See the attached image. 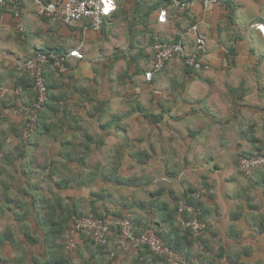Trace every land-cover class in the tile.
<instances>
[{"label": "trees", "instance_id": "trees-1", "mask_svg": "<svg viewBox=\"0 0 264 264\" xmlns=\"http://www.w3.org/2000/svg\"><path fill=\"white\" fill-rule=\"evenodd\" d=\"M184 1L189 5L187 11L183 13L186 14L190 8V2L186 0ZM226 1L227 0L223 2ZM121 3L122 4L119 8L122 11L126 9L128 5L125 1H122ZM160 7L172 8L171 0H167L162 3L161 6L159 4L151 6L148 15L156 9H158L157 11L159 12V10L162 9ZM26 10L27 8L25 10L22 9L23 15ZM174 11L176 12V10ZM158 12L156 22L160 23L158 21ZM177 15L181 14L178 13ZM41 19L48 21V19ZM127 20H129V32L131 34L135 33L136 31L131 23L132 21L130 16L126 17L125 21ZM105 25L106 22L100 31L105 29ZM144 26H147V23H145ZM257 26L259 25L257 24ZM82 27L84 29L83 25ZM228 29L227 31H230L231 35L236 36L233 37V40L227 39V41H225V44H227V50L225 52L226 55L224 54V56L230 59L232 66L236 67L238 66L239 48L246 46L244 44L245 38L240 35V31H236L231 27ZM255 29L257 28L255 27ZM16 32L18 34V38L21 39L22 34L18 31ZM221 33L222 32L219 34L221 35ZM220 35L219 37H221ZM156 41L171 43L182 42L183 44L189 46V48H193L192 45L195 44L193 39L186 41L180 36H176V38L172 40H165L156 36H151L146 48L150 47ZM237 43L238 46L236 47ZM38 52L65 53L58 49L47 48L35 51L31 57L35 56ZM250 53L251 55L254 54V56H257L255 55L256 50L254 48L251 49ZM180 60H182L187 73H190L191 71H198L186 66L183 59ZM251 60V63L255 64V66L257 64V66L263 65L264 54H262L259 58L257 57L255 60L251 57ZM170 62H167L165 66ZM47 68L45 69L47 100L44 103L43 110L39 113L35 128L27 139H24V134L27 132L25 121L20 115L16 114V108L17 101L19 99L26 105H32L36 101L37 96L33 91V79L27 74L20 72V74H22V78L19 83L20 85H16L15 89L12 91L14 101L10 106V111L21 118L20 129L16 128V130H14L16 139L20 142V147L24 146L25 149H29L28 151L33 150L32 147L34 146V140L39 138L40 132H43L44 127L41 126L45 118L43 115L45 112L49 111L48 108L51 103L50 99L53 98L51 97V91L53 88H56L46 77ZM253 71H256V69L252 68L251 72ZM159 72L153 75L151 81H147L145 79L150 87L154 88L153 83L155 82L156 75ZM143 73L145 75L146 71L138 66L135 68V73L130 76V79L133 80L134 76H139ZM61 75L64 74L61 73ZM262 80L264 79L259 73V75L256 76V84L259 91L257 93L258 99L256 102H251L244 96L243 104L241 105L242 107L233 109L234 114L232 115V118L224 121L223 123H219L220 119H218L216 115H208L206 108L204 113H202L199 108H190L188 116L184 115L183 117L180 116V118H178V114H175L173 117L171 115L174 110L172 109L173 105L170 100L166 99L157 102L158 100L155 98L157 96L153 94L154 96H150L149 102L146 103V105L145 103H142L138 97H136L135 100L132 101V106L134 108L133 111H136V113L139 114L140 119L150 120L151 123L153 119L154 122L150 126H142L139 135L135 140H131L129 137L120 134L119 124L113 120V116L109 113V104H104L103 101L96 100L93 102L91 104L92 109L84 110L82 116H71V114H67L65 117V112H63V117L65 119L68 117L67 119H69L65 128H63V126L59 123H51L49 126L45 125L49 134H51L45 145L47 147L52 143L60 146L59 156L56 158H51L50 155L46 156L45 163L42 164V166L39 165L42 169L33 173V175L29 177L27 186L21 190V196L17 197L16 200L11 201L12 205L9 204V209L14 214L16 213L20 218L23 217V219H21L23 221L21 222L24 229L23 231L25 235L31 239V243H39L42 241L39 236L30 237L29 235L30 224L27 221L29 219H36V225L41 231H44L45 234L43 243L46 245L47 250H50V257L46 260V264L51 262L55 264H75L73 262L72 255H75V253L77 255L78 251L76 250L78 248L80 249L83 245H86L88 248L95 244L93 240L83 234L81 236L83 243L80 244L76 250L72 251L68 249V231L72 223L75 219L85 217V215H82L80 212L82 203H85L86 206L90 207L89 215H93L95 217H111L117 219L124 217L129 218L136 228L135 233L137 235L142 234L146 230H154L161 238H163L168 247L172 248L179 255H181V257L189 264H208L206 263L207 258H210L211 261L214 259V256L216 259L218 258L217 260L219 261L221 259L224 260V262L221 261V264H264V259L262 257L256 258L253 256V243H264V165H261L252 171L250 176L252 174L253 175L251 177V181H248V184L246 183L247 186H243L242 182L239 180L237 183L233 180L232 182H228L234 185L233 191L235 193V197L233 199L237 201L236 207L230 209L229 214L226 215L228 221L232 222L234 225L238 224L245 226V228L252 229L253 231L250 237L244 238L240 231L232 227V230H230L231 234L229 236L232 241V244L230 243L231 247L225 250L224 244L221 245L222 241L219 240L218 243L221 246L220 251H218L216 255L214 252L215 250L212 248L213 241L208 236L210 235V229L212 226L211 219L208 217V213H210L209 209L210 211L212 209V207H209V202H211L215 197L213 186H207L209 194L207 195L208 199L206 200L196 195L201 190L190 189L188 193L184 192L183 194L179 191L173 192V189L175 188L173 183L175 182V178L180 175L177 171H179L181 165L185 168L201 169V158H203V156L207 157V154L209 153V158H207L208 160L206 159V166L208 167L207 172H212L213 169L218 170L217 166L213 169L208 166V162L216 158L213 157V154L210 155V152L207 151L210 150L207 143L210 142V140L217 139L218 136L220 137V134L223 138L230 137L229 132L231 131L232 125H237L241 130L242 135H245L251 143L258 145L259 151H261V148L264 150V83H262ZM119 81L120 83L125 82L121 77L119 78ZM133 84L134 82L130 85V88ZM19 88H21L22 91L20 94H17L16 90ZM242 89H244L246 93L249 92V87L243 86ZM240 92L244 95L243 91ZM153 104H155L156 108H153ZM57 112L61 113L60 111ZM57 112H52L53 117L57 116ZM129 113L131 114V112H128V114ZM168 114H170V119L168 118L164 123V116ZM201 116H204V119L207 121L200 122L198 119ZM242 126H244V128H242ZM215 127L222 129L223 132L218 133L215 130ZM109 137L116 139V144H108ZM0 147H5V144L1 141ZM202 147L206 149L202 150ZM194 151H197V153L193 154ZM21 153L22 156L25 154L24 151H21ZM253 156H264V151H261L259 154L249 153L244 155V157L247 158ZM9 159L11 158L6 160L1 158L0 165L1 162L4 161L8 163ZM10 161L14 162L13 159ZM215 163L216 165H219V160H215ZM84 166L87 170L80 172L78 169L83 168ZM133 167H140L141 174L138 175L136 173H132L130 170ZM128 171L129 174H127ZM242 173L247 175L243 170ZM165 177L167 178L166 182L168 183L166 189L161 187L163 185L162 180H166ZM202 181V185L205 184L206 186L207 176H203ZM135 182H138L140 187H148L149 190L142 193L154 198L152 203L151 200L146 202L151 203L150 208L153 207L156 211L158 210L157 215H155L151 221L146 222L143 227H139L141 224H144L143 221L139 224L132 216L129 215L131 208L134 207L132 206L133 204H126L131 198L129 193L131 194L130 190ZM100 183L104 184V186L96 189V191H92L89 199L85 200V197L83 198L80 194L75 196L76 193H79L80 189H94V187L99 186ZM45 189L51 192V197L44 196ZM70 193L75 194L70 196ZM166 193L167 195H165ZM177 193H180L182 197ZM72 198H74L75 201L73 205H69L68 202L69 200L71 201ZM165 198H170L171 201H169L170 199L166 200ZM100 199H106L110 203L114 204L120 202L121 208L119 211H108L106 208L101 211L98 207ZM155 202H159L160 204H155ZM183 203L200 211L198 218L204 222L205 228L198 237H193L190 229L183 225L182 219L188 221L193 218V213L186 211L183 213L180 212V205ZM148 207L149 205H145V209H148ZM18 210L22 212V215L20 213L18 215ZM40 217L45 218H43L42 221L39 220ZM161 222L166 228L168 226H172L174 228L173 231L170 232L171 234L168 233V229L166 231V228L165 230L159 228V225L161 226ZM111 228L113 230V236L109 238L108 244L114 243V250L112 252L115 253V256L113 258L110 257V260L111 264H119L118 254L120 253L115 251V240L118 238V230L115 225H112ZM174 234H176V236ZM56 238L57 240H55ZM246 241L250 244L242 246V243ZM197 245L203 246L202 249L204 251H200L196 257V254L192 255L191 249ZM136 254L137 258L134 264H157L159 257H162L155 255L148 248H142L136 252ZM69 255L71 256L69 257ZM146 258H149L150 262H148ZM162 258L167 263L165 258ZM89 259L90 261L87 260L89 264H97V257L95 254L91 256L89 255ZM83 262L84 261L80 264H83Z\"/></svg>", "mask_w": 264, "mask_h": 264}, {"label": "crops", "instance_id": "crops-1", "mask_svg": "<svg viewBox=\"0 0 264 264\" xmlns=\"http://www.w3.org/2000/svg\"><path fill=\"white\" fill-rule=\"evenodd\" d=\"M122 1H125L128 6L121 11L119 6L122 4ZM166 1L116 0L117 10L107 19L103 31L85 30L80 23L67 28L56 21H44L26 10L23 15L25 27L24 40L18 38L14 20L9 12L0 10V21L3 24V30L0 33V141L5 144V147H0V159L4 158L6 160L11 158L14 160L13 162L9 159L8 163L4 161L0 165V264H46V260L50 257V250L48 251L46 245L43 243L44 231H41L36 225V219H29L27 221L30 224H28L30 227L29 235L30 237L39 236L42 241L31 243V239L23 231L21 223L23 222L21 220L23 217L20 218L9 209L11 201L21 196V190L27 186L29 177L42 169L39 165L42 166L45 163L46 156L50 155L51 158L59 156L60 146L52 143L47 147L45 145L48 137L51 136L45 125L49 126L51 123H59L65 128L69 119H67L68 117L66 119L63 117V112H65V117L67 114L82 116L84 110L92 109L91 104L99 100L103 101L104 104H109V113L113 116V120L119 124L121 135L127 136L129 127L134 128L139 123H143V126H150L154 120L152 119L151 123L150 120L140 119L139 114L133 111L132 101L138 97L143 103L144 92L147 91L149 92L148 94H154L155 90L148 85L144 73L134 76L133 80L130 79V76L135 73V68L138 66L144 71H148L151 68L152 53L149 47L146 48L151 36L165 40H172L176 36H180L182 39L190 41L193 39L188 33L190 26L197 25L199 30H201L202 25H205L209 28L213 40L218 41L219 33L222 32L220 35L222 36L223 31H225L222 30L221 25H225L227 29L231 27L241 32L243 29L240 26L239 18H241L242 23V18L247 15L250 16L249 23L255 19L250 24L251 29L255 30L257 24L264 27V0H227L216 5L210 11H204L199 0H186L190 2V8L186 14L177 15L178 13L168 7L165 8L169 14L167 23H157L158 9L149 15L148 12H150L151 6L156 4L161 6ZM252 14H256V16L252 18ZM129 16L137 34L136 32L132 34L129 32V20L125 21L126 17ZM145 23H147L148 27L144 26ZM215 30H217V36H214L213 31ZM258 37L264 43V37L261 35ZM109 45L113 46V50L111 53H105L107 46L110 47ZM47 48L58 49L65 53L79 50L84 58L82 60L70 58L67 65L68 71L63 73L64 75H61L53 67L49 66L47 68L46 77L56 88H53L51 91V97L53 98L50 99L49 111L43 115L45 116L44 122L41 125L44 127L43 132H40L39 138L34 140L33 150L28 151L29 149H25L24 146L20 147V142L16 139L14 130L16 128L20 129L21 118L10 111V106L14 101L12 91L16 85H20V79L22 78L21 71L18 70L19 63L31 57L35 51ZM218 54L217 52L209 55V62L215 64L216 61L215 65H217L220 62L218 61L220 60ZM119 68L125 69V72L117 74ZM120 77L124 79V83H120ZM156 80L153 83L154 87L157 85ZM133 82L134 86L132 85L130 88ZM154 107L156 108L155 104H153ZM52 112H57V116L53 117ZM128 112H131V114H128ZM21 151L25 152L23 156ZM195 153L197 151L193 152V154ZM78 170L84 172L87 169L84 166ZM131 172L140 175L141 169L140 167H133ZM102 186L104 184L100 183L94 189L82 188L79 190V193L73 194L75 196L80 194L87 200L92 191H96V189ZM132 186L130 190L131 198L126 204H133L132 206L134 207L131 208L129 215L139 224L143 221L144 224L139 226L143 227L146 222L154 218L150 210V204L154 198L142 193L149 190L147 186L140 187L138 182L133 183ZM233 189L234 185L228 183V193H233ZM44 192V196L51 197L49 190L45 189ZM73 194L70 193L69 195L73 196ZM226 195L225 197L223 196L222 202L218 201V197H216L215 203L213 201L209 202V207H212V209L211 211L209 209L210 213H208V217L211 219L212 226L210 229L211 236H208L213 241L212 247L215 249V255L220 251L221 245L224 244L225 250L231 247L232 241L229 236L232 227L240 231L244 238L250 237L253 231L252 229L245 228V226L234 225L228 221L226 215L229 214L230 209L236 207L233 205L237 201L232 196L226 197ZM106 199H100L99 201L98 207L101 211L105 210V208L108 211H119L121 208L120 202L114 204ZM150 200L151 203H147ZM74 201L75 199L72 198L68 204L73 205ZM222 203L226 206L224 213L221 211ZM145 205H149L148 209L146 208L147 210L145 209ZM17 213L18 215L19 213L22 215L20 210ZM211 213L214 216H210ZM45 217H40L39 220ZM159 228L165 230L166 227L161 222ZM167 229L168 233L171 234L170 232L174 228L168 226L166 231ZM174 235L176 236V234ZM219 240L222 241L221 245L218 243ZM249 244L246 241L242 243V246ZM253 244V256L264 259V243L255 242ZM84 248V253H87L89 256V249L86 245ZM72 257L74 259L76 256L72 255ZM121 257L119 258V262L122 259ZM221 261L224 262L222 259ZM122 263L124 264V262ZM49 264L55 263L51 262Z\"/></svg>", "mask_w": 264, "mask_h": 264}, {"label": "rangeland", "instance_id": "rangeland-1", "mask_svg": "<svg viewBox=\"0 0 264 264\" xmlns=\"http://www.w3.org/2000/svg\"><path fill=\"white\" fill-rule=\"evenodd\" d=\"M32 14L37 16L33 11H30ZM256 16V14H252V18ZM39 17V16H37ZM259 17V15H257ZM256 17V18H257ZM40 18V17H39ZM240 20V26H242L243 31L240 32V35L245 38L244 44L246 46L239 48V58H238V66L234 67L230 63V59L226 58L224 54L226 55L227 50V44H225V41L227 39L233 40V37L236 35H231L230 31H226L227 28L225 25H221L223 31V35L221 37L218 36V41L215 39L213 40V37H211V34L209 32V28L205 25H202L198 33L201 37H203L205 41V50H206V57L204 58V61L208 64L209 69L203 70V71H191L190 73H187L185 71V66L182 62V60H175L170 63H168L164 69H162L157 75H156V86L154 87V94L158 97H155L156 100L163 101V100H170L171 104L173 105L172 111V117L175 116V114H178L177 117L180 118L184 115H189L190 108H199L202 113H204L205 108L208 115L214 114L217 116L219 120V123H223L224 121L231 119L232 115L234 114L235 108H241L243 104V98L244 96L247 97L251 102H256L257 93L259 92L257 89L256 84V76L261 74V77L264 79V64L260 66H255V64L251 63V57L253 60H255L257 57L259 58L264 54V43L261 41V39L258 37L259 35L264 37V31L256 25L257 29H251L250 24L255 21L253 19L252 22L250 21V16H244L242 18V24L241 18ZM193 26H190L188 29V33L192 36L193 40L195 39V35L190 32ZM247 27V28H246ZM263 27V26H262ZM186 30V29H185ZM214 36H217V30L213 31ZM74 41V40H73ZM240 43V42H239ZM110 46V45H109ZM238 46V43L236 47ZM43 47V46H42ZM151 47V46H150ZM149 47V48H150ZM191 47V46H190ZM192 47H195L194 44ZM254 48L256 50L257 56H254V54L251 55L250 51ZM113 50V46L110 47L107 46L105 53H111ZM190 50V49H189ZM219 53V63L212 64V62H209L208 56L212 53ZM255 57V58H254ZM227 59V61H226ZM253 66V67H252ZM252 68H255L256 71H252ZM148 70H152V68H149ZM117 74L125 72V69L119 68ZM255 72V73H254ZM250 73V74H249ZM262 83H264V80H262ZM243 86L249 87V92L246 93L244 91ZM148 90V89H147ZM244 92V95L240 91ZM165 92V95H164ZM149 92H144L143 103H148L150 96H154L153 94H148ZM162 96H161V95ZM166 95H168L166 97ZM235 103V104H234ZM147 105V104H146ZM175 105V106H174ZM236 105V106H235ZM203 109V110H202ZM231 109V110H230ZM193 110V109H192ZM164 120L170 119V114L164 116ZM204 116L199 117V121H207L204 119ZM207 118V117H206ZM208 119V118H207ZM243 120V119H242ZM209 122V121H208ZM243 123V121H242ZM241 123V125H242ZM210 124V122H209ZM143 126V123H139L138 126H135L134 128L129 127V132L127 131V137H129L131 140L138 137L141 127ZM212 126V125H211ZM213 127V126H212ZM244 128V126H242ZM215 130L218 133H222L223 130L220 128H216ZM228 132V131H227ZM228 138H223V136L220 134V137L218 136L215 140H210L208 142V147L210 150H207L210 152V155L213 154V157L216 158L214 160L209 161V168H215L217 166L218 170H212V172H207V158H209L208 154L207 157L201 158L200 166L201 169L198 168H185L181 165L179 171H177L178 175L177 178H175V182L173 183L174 189L173 192L179 191L181 194L188 193L190 189L194 190H201L196 195L200 196V198L206 200L208 199L207 195L209 194L207 186L211 185L213 186L215 197L213 198V202L215 203L216 197H218V201H223V196H229V197H235V193H228V182L235 181H241L243 186H247V182L251 181V177L249 175H245L242 173V170L240 169L239 161L242 157H244L245 154H259L261 151H259L258 145L251 143V141L248 140V138L245 135H242L241 130L238 128V126L231 127V131L229 132ZM116 139H112L111 137L108 138V144L113 145L116 144ZM263 148H264V141H263ZM206 149V148H201ZM222 154V155H220ZM220 155V156H219ZM207 159V160H206ZM215 160H219V165L215 163ZM203 164V165H202ZM206 168V169H203ZM131 171V170H130ZM129 174V171L127 172ZM203 176H207L206 186L205 184L202 185ZM179 177V179H178ZM166 178V177H165ZM230 179V180H229ZM209 180V181H208ZM167 180H162V186L164 189L167 188ZM247 183V184H246ZM172 189V188H171ZM216 190V192H215ZM180 193H177L178 195ZM180 194V196H181ZM229 194V195H228ZM237 194V193H236ZM166 195V194H165ZM231 195V196H230ZM129 196L130 193H129ZM182 197V196H181ZM166 200L170 198H165ZM171 201V199L169 200ZM155 204H160L159 202H155ZM221 205V211L224 213L226 211V206L224 203ZM174 205V204H173ZM172 205V206H173ZM236 206V203L234 202V205ZM152 207V206H151ZM152 214L155 216L158 213V210L151 208ZM82 215L89 216V208L84 203H82L81 211ZM210 216H214L213 213L210 214ZM163 234V233H162ZM85 245H83L80 249L78 248L76 251L77 255L75 253V258L73 259L75 264H80L82 261L83 264H89L88 261H90L89 256L85 252ZM89 248V255L95 254L97 257V264H111V254L114 250V243H111L107 246H100L97 244L92 245ZM203 246H194L191 249L192 255L196 254V257L200 251H204ZM213 248V247H212ZM214 249V248H213ZM215 250V249H214ZM116 251V250H115ZM120 253L119 258L120 260L119 264H134L135 260L137 258V254L134 252H117ZM214 255V253H213ZM118 258V259H119ZM124 258V260H123ZM218 259V258H217ZM214 256V259L210 261V258H207L206 263L208 264H221V260H217ZM221 259V258H219ZM88 260V261H87ZM148 262H150L149 258H146ZM118 264V263H117ZM157 264H167L162 257H159Z\"/></svg>", "mask_w": 264, "mask_h": 264}, {"label": "built area", "instance_id": "built-area-1", "mask_svg": "<svg viewBox=\"0 0 264 264\" xmlns=\"http://www.w3.org/2000/svg\"><path fill=\"white\" fill-rule=\"evenodd\" d=\"M204 11H210L216 5L225 0H199ZM171 5L176 12L183 14L189 5L184 0H171ZM33 11L40 18L59 22L65 27H73L80 23L85 30L100 31L108 18L117 10L116 0H0V10L9 12L14 20L16 31L21 33V39H25V27L23 22L22 9ZM168 10L162 8L158 12V21L166 23L168 21ZM263 31L264 27L259 26ZM3 24L0 21V33ZM195 35L194 46L183 44L182 42H154L150 47L152 53V70L145 73V79L151 81L153 75L162 70L167 62L175 59H183L186 66L195 70H208L209 66L204 61L206 57L205 41L198 33V26L194 25L189 30ZM190 49V50H189ZM70 58L82 60L83 54L79 50H72L68 53L38 52L35 56L19 63L18 70L27 74L33 79V91L36 93V101L32 105H26L20 99L17 101L16 114L25 121L27 132L24 139H27L35 128L39 113L43 110L47 100V87L45 85V69L50 66L60 73L68 71L67 63ZM21 88L16 90L20 94ZM239 165L247 175L264 165V156L243 157ZM193 213L191 220L182 219L183 225L190 229L193 237H198L205 228L198 216L199 210L186 205H180V212ZM112 225L118 230V238L115 240L116 252H138L142 248H148L152 253L165 258L168 264H189L176 251L168 247L163 238L154 230H146L137 235L133 222L127 218H99L93 215L81 219H75L69 231V250H76L83 243L82 235L85 234L95 244L100 246L109 245V238L113 236ZM115 253L111 254L113 258Z\"/></svg>", "mask_w": 264, "mask_h": 264}]
</instances>
